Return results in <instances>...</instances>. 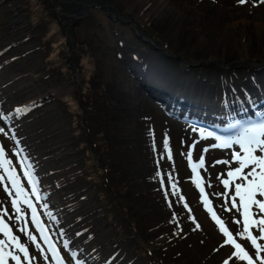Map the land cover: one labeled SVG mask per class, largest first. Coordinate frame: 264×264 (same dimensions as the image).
<instances>
[{"label": "rangeland", "instance_id": "374dc122", "mask_svg": "<svg viewBox=\"0 0 264 264\" xmlns=\"http://www.w3.org/2000/svg\"><path fill=\"white\" fill-rule=\"evenodd\" d=\"M257 2L0 0V145L24 189L17 196L9 172L0 168L5 177L0 213L7 209L4 219L28 247L33 264L51 263L28 239V232L34 234L27 225L25 195L69 264H142L144 252L157 264H224L229 259L235 249L224 243L205 208L186 153L193 144L204 148L197 149L204 159L197 169L201 182L211 207L237 237L242 223L234 220L243 221V209L222 207L233 194L222 179L238 166L234 153H243L234 141L254 126L228 139L233 143L227 148L217 146L225 140L218 131L257 116L264 120V97L253 93L264 82V4ZM139 41L148 43L153 54L132 50ZM171 57L189 71L202 67L207 72L179 69L176 77ZM154 104L169 127L158 134ZM217 104L228 114L221 115ZM252 109L255 115L248 116ZM201 130L202 139L195 140ZM158 172L165 174L163 186ZM169 172L191 212L178 197H165ZM13 199L22 213L15 212ZM250 231L259 235L254 222ZM117 236L124 241L117 242ZM0 239L8 242L2 233ZM237 241L252 254L250 241ZM11 250L18 253L14 245ZM233 261L247 264L235 257L229 264Z\"/></svg>", "mask_w": 264, "mask_h": 264}, {"label": "snow or ice", "instance_id": "6c2138e0", "mask_svg": "<svg viewBox=\"0 0 264 264\" xmlns=\"http://www.w3.org/2000/svg\"><path fill=\"white\" fill-rule=\"evenodd\" d=\"M239 4L249 3L250 0H237ZM259 4H264V0H258L256 6ZM19 111V109H17ZM0 132H4L3 128H0ZM201 135H204L203 130H201ZM209 136L212 133H208ZM219 139V138H218ZM233 141L221 140V143L217 146L219 147H231ZM234 143L239 144L243 149V153L235 152L234 161L238 164L235 169H230L227 172L228 178H223L222 183L226 190L232 191L233 194L230 197H225V204L222 207L225 211L235 210L237 213H241L243 216V221L237 219L234 220V223L241 225L242 228L237 229V237L247 239L250 241V247H253L252 254L245 249L240 242L237 241V237L233 236V232L230 231L226 226L224 221L217 215V213L211 207V201L208 198V194L205 192V188L202 184V177H200L198 168L204 166L203 155H198L196 157V162L193 161L192 151L186 153V158L189 160L191 165V171L195 174L194 183L199 189L201 194L202 202L208 212L211 213L212 219L219 225V230L226 237L224 241L225 244L231 245L235 251L230 253L229 259L224 261V264H229V260L232 257L238 258L241 261H247V264H264V256L261 253H264V245L258 243V239L264 240V155H257L259 153H264V123L256 125L250 129H246L242 137L236 139ZM166 155L171 159V149L168 144V140L163 141ZM191 148H195V144L190 145ZM206 151V149H205ZM5 153V148L3 145H0V168H3L6 172H9L7 177L11 181L12 188L16 190V195L20 196L24 193V189L20 186L19 180L15 177L10 171L11 161L7 160ZM220 161H218L219 163ZM226 165L231 163V161H223ZM245 169H248L246 172ZM25 175L28 177L29 182L32 184V192L36 193V182L32 179V174L30 172H25ZM157 175L160 177L161 185H164L165 174L158 172ZM167 178L169 182V187L164 188V195L167 198L169 195L176 196L178 199L183 202V206L188 208L187 201L184 195L179 191L178 183L175 181L173 174L171 172L167 173ZM251 177V179H250ZM220 178V177H218ZM238 179L240 182L235 183L234 185L231 182V179ZM5 179L4 176H0V181ZM11 195V192L9 193ZM218 195L223 196V193ZM257 196L260 198L257 199ZM40 199L39 195L36 197ZM237 200L239 203H237ZM230 201L231 207H227V203ZM12 206L17 213H22V209L18 200L13 199L11 201ZM23 203L28 205L31 208L32 212V221L36 224V227L43 234V239L46 243L49 244L53 256L56 258L58 264H64L63 259L58 255V250L53 247L49 241L47 234L39 220L36 217V207L32 204L31 200L25 195ZM169 206L171 207L172 201H168ZM255 206L257 208L256 213L250 212V209ZM188 211L191 212V209L188 208ZM5 215H7V209L3 213H0V233L7 237L5 239H0V264H8V261L5 257H10L11 260L15 261V264H22L21 256L18 253H23L27 264H33L32 258L29 255L28 247L20 242V238L12 232V228L9 226V223L5 222ZM18 219H23V215L18 217ZM195 222V217H192ZM255 223L259 229V235H253L250 231V224ZM199 224H196V228H199ZM21 232H25L26 229L22 227ZM28 239L36 243V247L40 251H44L40 244L37 242V237L28 232ZM14 245L15 249L18 250V253H14L11 248ZM256 257L254 259L253 257ZM45 260H48V256H44ZM234 264V261H233Z\"/></svg>", "mask_w": 264, "mask_h": 264}, {"label": "trees", "instance_id": "16d2710c", "mask_svg": "<svg viewBox=\"0 0 264 264\" xmlns=\"http://www.w3.org/2000/svg\"><path fill=\"white\" fill-rule=\"evenodd\" d=\"M147 43V42H146ZM132 47V50L133 49H138L139 51H142V52H144L145 54H150L149 52H151V50H152V47L147 43V45H145V43H144V41H142V42H138L137 43V45H134V46H131ZM153 51V50H152ZM137 54V53H136ZM151 54H153V52H151ZM132 59L134 60V61H136L137 63H139V64H144L143 62H144V60L143 59H137V58H135V57H132ZM148 60V59H147ZM171 62H168V60H166L169 64H171L173 67H175L178 71H175V70H173V72H174V74L176 73V77H180V73H179V69H185V72H187V73H189V72H199V73H203V72H207V69L208 68H202V67H195L194 68V70H192V71H189L188 69H189V67L188 66H186L185 64L184 65H180L179 66V64H177V59L176 58H174V57H171ZM165 61V62H166ZM167 64V63H166ZM171 65H169V68H172L171 67ZM178 65V66H177ZM168 68V66L167 65H165L164 66V68L163 69H165V70H168L169 69ZM198 78H201V77H204V74H202V76H197ZM215 81H217L216 79H215ZM244 82H246V83H249V79H245L244 80ZM257 88V93H255L254 91H253V93L255 94V95H258L259 97H264V82H261V84H260V86L259 87H256ZM262 99V98H261ZM220 100H221V98H220ZM222 102V101H221ZM250 105H253V106H255L254 104H252V103H249V106ZM217 107H219L220 108V110H221V115H223V114H228L227 112H224L223 111V107H222V105L220 106V105H218L217 104ZM245 107H247V106H244V108ZM255 107H257V106H255ZM105 182L106 181H104V185L103 186H105V187H107V185L105 184ZM103 188V187H102ZM124 212V211H123ZM81 220H82V217H80L79 218V221L81 222ZM117 242H121V241H124V239L123 238H119V236H117V240H116ZM144 254H145V256H146V258H145V260H144V262L142 263V264H157L151 257H150V255L147 253V252H144ZM150 257V258H149Z\"/></svg>", "mask_w": 264, "mask_h": 264}, {"label": "bare ground", "instance_id": "6f19581e", "mask_svg": "<svg viewBox=\"0 0 264 264\" xmlns=\"http://www.w3.org/2000/svg\"><path fill=\"white\" fill-rule=\"evenodd\" d=\"M137 103V100L136 99H134L133 100V104H136ZM154 107L157 109V111L155 112V128H154V132H156V134H158L159 133V131L161 130V129H167V128H169L168 127V124H167V122L166 121H163V120H161L160 119V117L158 116V113H160V110H158V105L156 104H154ZM243 136V135H242ZM202 135H197V136H195V140H201L202 139ZM157 139L159 140V142H161L162 141V138L158 135V137H157ZM197 149L198 150H203L204 148L203 147H199V148H191L190 146L187 148V151H192V154H193V161L192 162H196V157L198 156V155H202V153L201 152H199V151H197ZM39 212V211H38ZM36 213H37V211H36ZM5 222H6V219H5ZM28 227H29V229H33V234L37 237V242L40 244V246H41V248L44 250L43 252L42 251H40L43 255H47L48 256V258H49V262L51 263V264H54L53 263V261H52V259H51V256H50V251L48 250V248H47V246H46V243H45V241L43 240V238L41 237V235H40V233H39V231H38V228L36 227V224L35 223H33V221H32V216H31V214L29 215V218H28ZM1 234V233H0ZM36 244V243H35ZM34 244V245H35ZM32 246L33 245H31V248H32ZM36 246V245H35ZM36 249V251L37 250H40V249H38L37 247H35Z\"/></svg>", "mask_w": 264, "mask_h": 264}]
</instances>
